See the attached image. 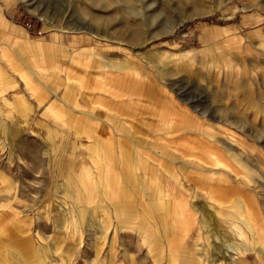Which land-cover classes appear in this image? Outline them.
Wrapping results in <instances>:
<instances>
[{
    "label": "rangeland",
    "instance_id": "obj_1",
    "mask_svg": "<svg viewBox=\"0 0 264 264\" xmlns=\"http://www.w3.org/2000/svg\"><path fill=\"white\" fill-rule=\"evenodd\" d=\"M0 264H264V0H0Z\"/></svg>",
    "mask_w": 264,
    "mask_h": 264
},
{
    "label": "bare ground",
    "instance_id": "obj_2",
    "mask_svg": "<svg viewBox=\"0 0 264 264\" xmlns=\"http://www.w3.org/2000/svg\"><path fill=\"white\" fill-rule=\"evenodd\" d=\"M215 226H216V225H215ZM215 228H216V227H215ZM215 231L217 232V229H215ZM236 231H237L238 237H241V231H239V230H236ZM236 231H235V232H236ZM237 234H236V235H237ZM219 236H220V235H219Z\"/></svg>",
    "mask_w": 264,
    "mask_h": 264
},
{
    "label": "crops",
    "instance_id": "obj_3",
    "mask_svg": "<svg viewBox=\"0 0 264 264\" xmlns=\"http://www.w3.org/2000/svg\"><path fill=\"white\" fill-rule=\"evenodd\" d=\"M218 231H219V229H218ZM217 231V232H218ZM221 236H223V234L221 235ZM225 236V235H224ZM226 237V236H225ZM202 248V247H201ZM236 252H238V249H237V251ZM201 253L203 254V256H204V247L202 248V251H201Z\"/></svg>",
    "mask_w": 264,
    "mask_h": 264
}]
</instances>
